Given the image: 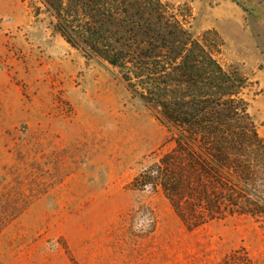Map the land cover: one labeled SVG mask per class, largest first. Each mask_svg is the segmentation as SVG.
Instances as JSON below:
<instances>
[{
    "label": "rangeland",
    "instance_id": "rangeland-1",
    "mask_svg": "<svg viewBox=\"0 0 264 264\" xmlns=\"http://www.w3.org/2000/svg\"><path fill=\"white\" fill-rule=\"evenodd\" d=\"M60 1L67 21L117 48L134 20L109 11L138 1L174 17L245 81L264 139V0ZM56 23L45 0H0V264H264V215L192 227L144 178L174 146L159 114Z\"/></svg>",
    "mask_w": 264,
    "mask_h": 264
},
{
    "label": "trees",
    "instance_id": "trees-1",
    "mask_svg": "<svg viewBox=\"0 0 264 264\" xmlns=\"http://www.w3.org/2000/svg\"><path fill=\"white\" fill-rule=\"evenodd\" d=\"M45 1L71 46L120 69L129 87L141 89V99L159 114L174 146L143 176L159 181L183 222L199 227L227 215H264V139L242 97L244 80L226 72L174 17L168 20L138 1L135 13L107 14L134 20L121 28V36L132 41H122L120 48L67 21L62 1Z\"/></svg>",
    "mask_w": 264,
    "mask_h": 264
}]
</instances>
